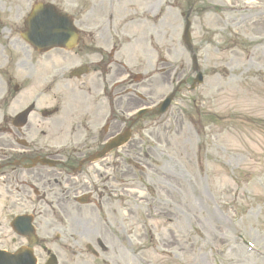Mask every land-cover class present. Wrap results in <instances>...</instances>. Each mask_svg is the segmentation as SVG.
Here are the masks:
<instances>
[{
	"label": "rangeland",
	"instance_id": "374dc122",
	"mask_svg": "<svg viewBox=\"0 0 264 264\" xmlns=\"http://www.w3.org/2000/svg\"><path fill=\"white\" fill-rule=\"evenodd\" d=\"M44 1L83 16L88 30L119 49L127 74L143 78L132 82L142 107L179 89L167 114L145 117L133 141L111 156L125 160L112 183L121 180L125 192L110 196L109 222L99 229L111 264H264V0ZM199 71L204 84L190 92ZM16 82L14 103L0 101V126L40 93L35 82ZM121 94L126 105L136 97ZM50 124L35 114L27 137L47 146ZM6 141L0 132V148ZM6 153L0 149V157ZM24 198L15 213L35 205L33 194ZM84 212L97 215L94 204ZM11 237L4 231L0 239L9 246ZM52 249L70 260L66 246Z\"/></svg>",
	"mask_w": 264,
	"mask_h": 264
},
{
	"label": "flooded vegetation",
	"instance_id": "af4514ba",
	"mask_svg": "<svg viewBox=\"0 0 264 264\" xmlns=\"http://www.w3.org/2000/svg\"><path fill=\"white\" fill-rule=\"evenodd\" d=\"M32 5L30 0L0 4V38L4 40L0 44V71L10 74L8 79L0 78L5 92L1 99L11 106L15 99L11 92L20 89L16 80L24 84L38 80L40 93L32 103L35 107L30 118L40 113L43 120H50L46 135L50 134L52 140L45 147L31 142L27 148L18 149L15 140L27 134L13 127L12 117L3 118L0 132L8 136L2 142L8 153L0 157V236L9 231L12 237L9 246L0 239V249L15 253L29 247L27 239L14 234L11 224L16 217L33 215L38 235L42 236L33 247L37 264H111L103 253L107 246L99 229L100 222H109L103 216L110 213L106 207L110 196L119 197L125 192L121 180L117 187L112 185L119 176V164L125 160L112 159L111 154L98 161L91 158L126 128L136 130L140 121H135L134 113L142 101L130 99L126 105L121 95L125 88L110 92L112 82L126 72L121 62H114L116 48L110 52L109 41L101 32L81 31L79 46L73 52L60 48L38 51L27 44L22 33ZM75 21L88 28L84 20ZM112 65L116 66L114 70ZM77 68H85L87 74L71 77ZM116 111L123 114L116 116ZM37 159H50L55 166L38 164L28 168ZM31 194L37 199L35 205L14 216L16 206L23 205L24 197L30 198ZM81 196L94 203L98 216H84L87 207L77 203ZM114 223L118 228L121 221L116 219ZM62 246L71 251L70 260L65 262L58 251L52 252V248ZM54 254L56 262L52 263Z\"/></svg>",
	"mask_w": 264,
	"mask_h": 264
},
{
	"label": "water",
	"instance_id": "95a60500",
	"mask_svg": "<svg viewBox=\"0 0 264 264\" xmlns=\"http://www.w3.org/2000/svg\"><path fill=\"white\" fill-rule=\"evenodd\" d=\"M54 10L52 8V6H47V7H43V6H39L36 8L35 12H34V18L32 20V22H34V24L36 25V27L32 28V31L33 32H30L29 35L26 37L27 40L32 43L33 45H35L36 47H41V45H43L44 43V33H40L41 32V29L43 27V24H51L53 23L54 25H57V24H61L59 26V28H61V30L63 32H66V31H70L72 32L74 29L73 27L71 26V24L65 20H63L62 18L58 17L56 14L53 15ZM53 16H56L54 19H53ZM56 20V21H55ZM52 25V24H51ZM71 36V34H69ZM63 42H62V45H66V42H65V39H66V34L64 33L63 34ZM184 39H185V42L187 44H190V34H189V26L187 27L186 29V32H185V36H184ZM202 75H199L198 76V80L200 82H202ZM173 100V96L168 98L160 107V110L158 112V114H163L167 111V109L169 108L171 102ZM26 116L27 114L24 113L20 116L19 120L22 121L24 120V123H25V119H26ZM128 133L123 135V136H119L115 141H113L111 143V145L109 147H107V149L105 151H110V150H113L115 149L116 147L122 145V143H125L126 141V138L128 137ZM27 236H29L30 238H34V235H33V229L32 227L30 226V223L29 225L27 226ZM7 257H3L0 255V264H6V260ZM26 261V260H25ZM27 264H31V261L27 260L26 261Z\"/></svg>",
	"mask_w": 264,
	"mask_h": 264
}]
</instances>
